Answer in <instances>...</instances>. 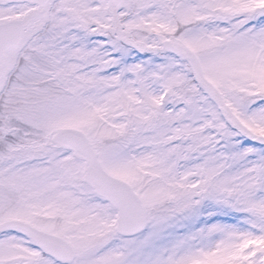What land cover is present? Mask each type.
Returning <instances> with one entry per match:
<instances>
[{
	"label": "snow or ice",
	"instance_id": "6c2138e0",
	"mask_svg": "<svg viewBox=\"0 0 264 264\" xmlns=\"http://www.w3.org/2000/svg\"><path fill=\"white\" fill-rule=\"evenodd\" d=\"M0 264H264V0H0Z\"/></svg>",
	"mask_w": 264,
	"mask_h": 264
}]
</instances>
